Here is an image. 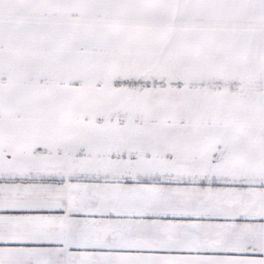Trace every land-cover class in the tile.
<instances>
[{"label": "snow or ice", "instance_id": "6c2138e0", "mask_svg": "<svg viewBox=\"0 0 264 264\" xmlns=\"http://www.w3.org/2000/svg\"><path fill=\"white\" fill-rule=\"evenodd\" d=\"M0 264H264V0H0Z\"/></svg>", "mask_w": 264, "mask_h": 264}]
</instances>
